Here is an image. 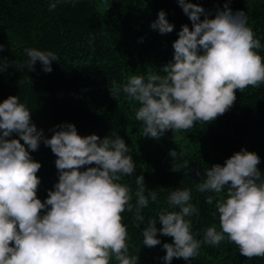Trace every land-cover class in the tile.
I'll use <instances>...</instances> for the list:
<instances>
[{
    "label": "clouds",
    "instance_id": "obj_1",
    "mask_svg": "<svg viewBox=\"0 0 264 264\" xmlns=\"http://www.w3.org/2000/svg\"><path fill=\"white\" fill-rule=\"evenodd\" d=\"M178 3L192 29L182 26L173 43V61L161 69L164 75H134L123 87L113 82L110 88L114 98L122 91L139 103L135 118L143 123L148 138L159 139L168 130H187L196 122L214 121L234 105L236 90L264 83V58L255 51L260 42L247 26L245 12L234 13L226 4L214 18L205 15L201 20L205 10L199 4ZM56 6L50 4L49 10ZM150 27L160 34L174 29L163 10ZM4 47L0 44V53ZM25 53L23 63L0 56V73L9 67L35 71L37 61L45 73H51L52 62L58 60L51 51L26 48ZM59 129L45 138L43 130L31 123V111L18 96L0 103V264H110L113 257L118 264H138V254L129 252L122 216L125 210L132 212L133 205L129 187L119 181L136 169L126 142L119 136L81 137L73 124H62ZM13 133L19 139H9ZM41 140L56 155L59 172L55 190L43 202L37 198L41 164L28 151H36ZM169 155L175 158L177 153L170 150ZM260 162L255 152L241 149L223 165H212L205 172L206 179L197 184L200 193L219 194L227 189V198L216 202L220 231L208 227L203 240L196 239L191 220L186 218L198 215V210L190 203V190L177 189L168 196V203L179 211H161L158 221L150 219L141 232L143 246L159 245L158 232L172 237V243L163 244V260L171 264L173 258L190 261L199 254L202 243L217 246L227 236L242 256L264 258ZM179 167L171 170L178 172ZM182 167L192 171L187 162ZM195 174L200 176L199 170ZM135 183V219L142 222L141 210L157 194L146 189L143 175ZM213 199L210 195L206 202L211 204ZM157 222L162 225L159 229Z\"/></svg>",
    "mask_w": 264,
    "mask_h": 264
},
{
    "label": "trees",
    "instance_id": "obj_2",
    "mask_svg": "<svg viewBox=\"0 0 264 264\" xmlns=\"http://www.w3.org/2000/svg\"><path fill=\"white\" fill-rule=\"evenodd\" d=\"M186 2L204 8L201 20L205 15L214 18L226 4L234 13L245 12L247 26L260 42L255 51L264 58V0ZM53 3L56 8L49 10ZM161 10L174 25L171 33L160 34L150 27ZM184 25L192 29L178 0H0V44L5 46L0 56L23 63L27 60L25 49L35 48L58 57L52 62L51 73H45L39 61L35 71L9 67L0 73V103L9 96H18L31 111V123L43 130L45 138H51L52 130H60V125L73 124L81 137L95 134L100 139H124L136 169L119 181L129 187L133 205V211L125 210L122 216L129 252L138 254V264H165L163 244L172 243L173 238L158 232L161 243L148 248L143 246L141 232L150 219L158 221L161 211H179L168 203L172 191L190 190V203L198 215L186 219L191 220L196 239L202 241L208 227L220 231L216 202L227 198V189L219 194L197 190V184L206 179V170L214 164L223 165L234 153L245 149L260 157L257 167L264 174V83L248 86L242 92L236 90L234 105L214 121L196 122L187 130H168L159 139L144 137L143 123L135 118L138 102L122 91L115 98L111 95L113 82L123 87L134 75H164L161 69L173 61V43ZM9 139L19 136L13 133ZM170 150L177 153L175 158L169 155ZM28 151L41 164L37 198L43 202L59 180L57 157L43 140L36 151ZM184 162L192 171L182 167ZM175 166H181L178 172L171 170ZM139 175H143L146 189L157 194V199L149 198L148 206L141 210L142 222L135 219V178ZM210 195L214 197L211 204L206 202ZM156 227L162 225L157 222ZM110 264L118 262L113 257ZM171 264H264V258L242 256L226 236L217 246L202 243L194 259L173 258Z\"/></svg>",
    "mask_w": 264,
    "mask_h": 264
}]
</instances>
